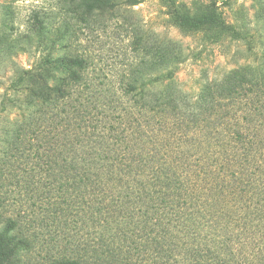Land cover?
Wrapping results in <instances>:
<instances>
[{
    "label": "trees",
    "instance_id": "obj_1",
    "mask_svg": "<svg viewBox=\"0 0 264 264\" xmlns=\"http://www.w3.org/2000/svg\"><path fill=\"white\" fill-rule=\"evenodd\" d=\"M204 20L185 18L182 26L191 32L218 21ZM136 41L150 69L168 72L182 62L176 44ZM65 66L64 78L50 70V206L74 235L71 255L49 264H264V123L252 127L264 116V75L234 71L204 86L194 102L169 86L137 92L138 80L129 79L125 96L132 93L165 128L141 139L120 129L126 113L116 125L107 121V134L88 125L83 60L71 57ZM208 126L209 141L201 139ZM5 239L0 234V264H12L16 250Z\"/></svg>",
    "mask_w": 264,
    "mask_h": 264
},
{
    "label": "rangeland",
    "instance_id": "obj_2",
    "mask_svg": "<svg viewBox=\"0 0 264 264\" xmlns=\"http://www.w3.org/2000/svg\"><path fill=\"white\" fill-rule=\"evenodd\" d=\"M86 1L0 0V234L16 250L12 264L71 255L70 221L60 224L50 206V70L64 78L66 61L82 59L88 125L103 133L107 121L115 124L126 113L131 118L120 129L141 139L165 128L157 113L132 93L125 96L129 79L138 80L137 92L169 86L194 102L204 86L234 71L250 67L264 75V0H136V6L108 0L90 11ZM212 16L216 24L196 31L182 26L185 18L201 23ZM140 35L149 44H176L182 62L168 72L162 65L150 69V56L136 51ZM261 122L259 115L252 127ZM203 131L209 137L201 139L212 140V126Z\"/></svg>",
    "mask_w": 264,
    "mask_h": 264
}]
</instances>
